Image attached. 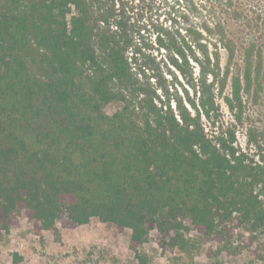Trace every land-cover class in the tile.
I'll use <instances>...</instances> for the list:
<instances>
[{
  "label": "trees",
  "instance_id": "1",
  "mask_svg": "<svg viewBox=\"0 0 264 264\" xmlns=\"http://www.w3.org/2000/svg\"><path fill=\"white\" fill-rule=\"evenodd\" d=\"M106 1L0 0V238L19 217L38 237L97 219L129 230V249L146 264L137 249L153 230L180 248L187 222L217 242H229L234 225L262 233L264 166L246 163L233 132L209 138L200 122L217 111L209 94L220 70L205 34L216 31L231 55L225 24L159 38L174 69L185 77L192 58L200 76L202 95L187 98L195 113L174 100L175 113L140 92L126 56V24L95 12ZM247 58L224 99L238 113L253 84L252 52ZM218 83L222 89L225 81ZM112 103L119 107L108 115ZM20 261L13 253L12 264Z\"/></svg>",
  "mask_w": 264,
  "mask_h": 264
},
{
  "label": "rangeland",
  "instance_id": "2",
  "mask_svg": "<svg viewBox=\"0 0 264 264\" xmlns=\"http://www.w3.org/2000/svg\"><path fill=\"white\" fill-rule=\"evenodd\" d=\"M122 1L121 5L107 0L95 12L101 8L126 24L128 40L124 46L133 80L140 92L169 102L174 112L173 101L181 100L188 112L195 113L187 98L196 102L202 95V89L196 86L200 76L192 58L185 77L174 69L171 55L160 47L159 38H164L166 31L188 26L207 23L212 28L217 21L225 24L227 39L233 42L229 44L234 51L231 55L218 43L216 31L214 36L205 34L209 51H218L220 70L209 94L217 111L209 120L201 116L200 122L209 138L211 131L233 132L234 145L245 155L246 163L264 166V0H200L201 4L199 0ZM93 47L102 63L104 52L97 42ZM248 52H252L253 84L242 94V111L238 113L231 111L224 99L230 98L231 79L243 75ZM222 81L221 89L218 82ZM118 107L108 104L104 111L111 115ZM186 226L183 248L172 247L167 235L153 230L137 253L145 256L146 264H264V231L252 234L234 225L229 242H217L207 239L189 222ZM58 228L59 234L46 232L38 237L27 218L19 217L9 233L0 238V264H12L13 253L21 256L19 264H140L129 249L127 229L118 230L97 219L75 229Z\"/></svg>",
  "mask_w": 264,
  "mask_h": 264
}]
</instances>
